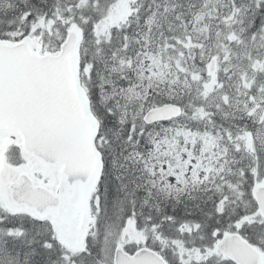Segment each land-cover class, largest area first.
Wrapping results in <instances>:
<instances>
[{
    "label": "snow or ice",
    "instance_id": "obj_1",
    "mask_svg": "<svg viewBox=\"0 0 264 264\" xmlns=\"http://www.w3.org/2000/svg\"><path fill=\"white\" fill-rule=\"evenodd\" d=\"M0 264H264V0H0Z\"/></svg>",
    "mask_w": 264,
    "mask_h": 264
}]
</instances>
